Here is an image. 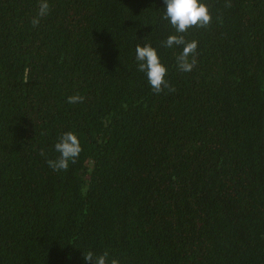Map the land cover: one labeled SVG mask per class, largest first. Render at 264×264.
<instances>
[{"label": "trees", "instance_id": "16d2710c", "mask_svg": "<svg viewBox=\"0 0 264 264\" xmlns=\"http://www.w3.org/2000/svg\"><path fill=\"white\" fill-rule=\"evenodd\" d=\"M207 3L182 72L163 0H50L35 27L39 0H0V264H264V0ZM143 38L173 91L137 70Z\"/></svg>", "mask_w": 264, "mask_h": 264}, {"label": "clouds", "instance_id": "9594fccd", "mask_svg": "<svg viewBox=\"0 0 264 264\" xmlns=\"http://www.w3.org/2000/svg\"><path fill=\"white\" fill-rule=\"evenodd\" d=\"M50 0H39L38 13L32 19V25L39 24L40 18L49 13ZM162 19L166 20L174 29L162 42L167 49H179L175 54V64L179 71L191 72L197 63L195 51L198 47L196 40H186L185 33L192 27H206L212 20L211 11L207 0H163ZM135 61L137 70L144 73L147 83L154 93H160L169 88V67L163 61L158 47L144 40L135 46ZM27 79V76L25 77ZM84 99L80 95L67 97V102L77 103ZM54 151L58 153L55 159L47 161L53 171L67 170L74 163L82 151V145L78 134L74 131H66L60 134L54 144ZM85 264H120L116 258H110L107 251L95 254L89 251L84 254Z\"/></svg>", "mask_w": 264, "mask_h": 264}]
</instances>
